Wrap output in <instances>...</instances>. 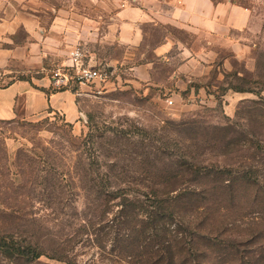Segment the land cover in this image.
Listing matches in <instances>:
<instances>
[{
	"label": "rangeland",
	"instance_id": "1",
	"mask_svg": "<svg viewBox=\"0 0 264 264\" xmlns=\"http://www.w3.org/2000/svg\"><path fill=\"white\" fill-rule=\"evenodd\" d=\"M233 1L251 12L246 28L221 37L149 25L143 59L129 63L117 43L87 38L76 45L106 76L78 88L76 120L48 112L0 122V235L42 252L33 261L0 254V264H264V0ZM166 32L197 59L176 49L156 58ZM140 61L150 63L147 81L130 69ZM53 68L0 73V85L51 81ZM104 174L113 186L187 189L174 203L184 225L175 238L182 249L194 240L196 253L174 248L169 261L150 232L114 224L117 207L107 209L90 179Z\"/></svg>",
	"mask_w": 264,
	"mask_h": 264
},
{
	"label": "crops",
	"instance_id": "2",
	"mask_svg": "<svg viewBox=\"0 0 264 264\" xmlns=\"http://www.w3.org/2000/svg\"><path fill=\"white\" fill-rule=\"evenodd\" d=\"M250 18L248 8L230 1L0 0V73H45L50 67L68 64L76 44L93 36L122 46V60L129 63L143 59L144 49L140 56L137 51L149 25L223 37L246 28ZM174 49L186 63L197 59L185 43L167 32L151 51L156 58L167 60L173 58ZM130 65L138 78L150 79L149 62ZM78 92L52 91L50 80L44 77L0 85V122L48 112H58L72 122L78 115Z\"/></svg>",
	"mask_w": 264,
	"mask_h": 264
},
{
	"label": "trees",
	"instance_id": "3",
	"mask_svg": "<svg viewBox=\"0 0 264 264\" xmlns=\"http://www.w3.org/2000/svg\"><path fill=\"white\" fill-rule=\"evenodd\" d=\"M212 1L220 2L223 0ZM230 2L235 3L233 0H230ZM31 79L32 77L28 75L25 77L21 76L17 79H11L2 85L9 84L14 80L31 81ZM65 89L77 92L78 86L73 85L71 88L60 89L52 88V91ZM47 93H49V91H47ZM178 164L179 167H189V164L186 161H179ZM198 169L202 171L201 169L203 168L199 167ZM88 171L92 174L91 168H89ZM97 175H99V173ZM97 175L90 178L93 180L97 194L105 196L106 205V202L113 201L112 206L117 207L114 211L105 209L106 213L113 211L110 220L114 224L120 228L132 231H136L135 229L140 226L142 227V232H150L152 241L154 240L157 251L162 252V255H164V257H166L169 261L172 260V257H174V248L181 250V252L185 251L188 255L196 253L195 250H193V247H195L194 240L187 242V248L182 249L184 248L182 241H177L175 238L179 233H181L180 228L182 230L184 225H181L174 220L175 216L180 212L175 207L174 203L177 202L179 198L188 194L189 191L187 189L173 187L166 192L148 186H144L145 188H141L139 186H113L109 182V175H100V178ZM103 179L106 183H103ZM107 207V209H111L108 205ZM191 233L194 234L193 231ZM203 237L209 244H213L215 246L218 245V236L203 235ZM0 254L6 258L33 261L39 258L42 255V252L31 244L22 245L19 244L18 241L13 239L8 240L4 235H0Z\"/></svg>",
	"mask_w": 264,
	"mask_h": 264
},
{
	"label": "built area",
	"instance_id": "4",
	"mask_svg": "<svg viewBox=\"0 0 264 264\" xmlns=\"http://www.w3.org/2000/svg\"><path fill=\"white\" fill-rule=\"evenodd\" d=\"M86 57L84 48L76 45L69 53L70 62L55 66L51 70L50 86L60 89L77 85L79 88L96 81H103L106 76L105 72L86 61ZM167 103L172 104V100L168 99Z\"/></svg>",
	"mask_w": 264,
	"mask_h": 264
}]
</instances>
